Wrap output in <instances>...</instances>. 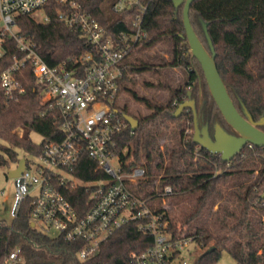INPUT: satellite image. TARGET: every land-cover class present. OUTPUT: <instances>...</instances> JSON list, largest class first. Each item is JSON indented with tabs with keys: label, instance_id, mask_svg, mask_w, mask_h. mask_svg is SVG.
<instances>
[{
	"label": "trees",
	"instance_id": "trees-1",
	"mask_svg": "<svg viewBox=\"0 0 264 264\" xmlns=\"http://www.w3.org/2000/svg\"><path fill=\"white\" fill-rule=\"evenodd\" d=\"M68 1L98 19L113 37L136 29L133 21L139 13L137 4L116 10L117 0ZM140 2L146 6L141 25L147 36L131 49L120 92L140 101L147 110H133L128 100L120 102L118 98L114 102L122 115L130 114L139 122L133 133L128 125L117 138L119 150L126 149L122 157L128 167L140 164L146 168L149 178L139 188L145 197L158 198L160 202L170 199L173 212L155 201L153 206L168 219V231L173 236H190L203 249L193 264H215L223 251L233 256L235 264H264V146L247 144L233 158L224 160L221 154L194 140V132L187 131L189 126L195 129L193 110L187 107L175 115L185 100L194 101L196 113L202 115L209 133L214 132L216 124L228 132L236 131L221 113L201 63L191 52L183 22L184 3L176 6L174 0ZM64 7L59 0H49L45 7L50 17L47 22L37 21L30 14L17 18L21 32L37 42L51 65L86 46L81 33L58 17ZM189 15L196 33L211 52L204 27L207 24L218 70L235 106L264 130V0H193ZM14 52L13 48L9 50L0 63V72ZM177 67L183 78L172 84L171 71ZM144 72L158 75V87L169 89V94H140L133 87L136 82L132 74ZM19 77L25 92L13 98H6L0 84V165L17 164L21 158L18 149L39 155L46 141L63 137L59 105L54 99H42L41 86L30 67L22 68ZM144 82L154 85L147 78ZM32 131L42 135L41 142L31 138ZM167 139L169 142L161 143ZM73 172L85 181L106 176L87 154ZM157 177L156 185L152 180ZM165 185L172 188L168 194L164 193ZM62 190L81 214L89 206L90 190L84 185L74 189L65 186ZM30 208L27 199L11 223L0 220V264L17 246L22 247L26 264H133L131 253L141 252L153 243V236L139 228V221L130 220L103 240L95 255L78 261L67 249L75 251L79 246L32 226ZM210 246L214 249L206 252ZM66 254L69 256L64 258Z\"/></svg>",
	"mask_w": 264,
	"mask_h": 264
},
{
	"label": "built area",
	"instance_id": "built-area-1",
	"mask_svg": "<svg viewBox=\"0 0 264 264\" xmlns=\"http://www.w3.org/2000/svg\"><path fill=\"white\" fill-rule=\"evenodd\" d=\"M59 1L65 7L58 17L81 33L86 46L51 65L40 53L37 42L25 36L17 23L19 15L33 16L42 10V19L33 18L49 21L45 11L49 0H0V63L9 50H15L0 72L4 95L9 99L25 92L19 71L30 67L41 86L42 99H54L59 105L63 132L60 140L46 141L41 154L25 157L24 170L15 177V214L29 199L34 227L43 232L56 229L58 240L79 246L75 251L67 249L78 261L95 255L103 240L121 225L138 220L139 228L153 236V243L141 252L131 253L133 264H193V248H197L194 240L190 236L175 237L168 231V219L156 211L152 198L139 190L147 177L146 168L140 164L128 167L122 157L126 149L118 148L117 138L128 125L131 133L135 129L114 102L121 95L120 81L131 49L147 36L141 25L146 6L140 0H117L114 9L137 4L139 13L133 21L134 31L113 37L75 2ZM84 154L95 160L105 177L85 181L74 174L73 169ZM79 185L90 190L89 206L82 214L62 190ZM171 191V186H164L165 194ZM3 264H26L22 247L8 252Z\"/></svg>",
	"mask_w": 264,
	"mask_h": 264
},
{
	"label": "water",
	"instance_id": "water-1",
	"mask_svg": "<svg viewBox=\"0 0 264 264\" xmlns=\"http://www.w3.org/2000/svg\"><path fill=\"white\" fill-rule=\"evenodd\" d=\"M192 2L193 0H174L176 6L184 3L183 22L191 52L201 63L210 91L221 113L236 132H228L220 124H216L213 133L214 139H212L207 128L199 127L193 100L181 102L175 111V115L179 116L185 108L190 107L193 110L195 121L194 140L207 150L221 154L224 160H229L247 144L264 146V130L245 117L235 106L218 70L215 61L216 52L212 39L208 34L207 24L204 27L211 52L204 46L191 23L189 12ZM124 117L133 128L138 127L139 122L137 118L130 114H124ZM25 162V157H21L16 167L8 171V175L14 178L19 176L24 170ZM31 225L34 226V222ZM213 249L214 246H210L206 252ZM49 264H55V262Z\"/></svg>",
	"mask_w": 264,
	"mask_h": 264
},
{
	"label": "rangeland",
	"instance_id": "rangeland-1",
	"mask_svg": "<svg viewBox=\"0 0 264 264\" xmlns=\"http://www.w3.org/2000/svg\"><path fill=\"white\" fill-rule=\"evenodd\" d=\"M43 16H44L43 10L38 11V12L33 14V17H35L37 19H42ZM171 74L172 75H170L171 77L169 80L172 82V84L178 83L183 78L182 77L183 76L182 70L179 67L174 68L171 71ZM132 76L136 82L133 85V87L140 94H160V95H164V96H167V94H169V89H167L163 86L158 87L159 77H158V75H156L154 73H150V72H144L142 74L133 73ZM145 78L154 82V85H152V86L145 85L144 84ZM125 100L129 101V104L133 110L141 109L143 112L147 110L145 108V106L140 101H136L130 95L123 92L120 95L119 101L123 102ZM200 100H201L200 102H202L203 97H201ZM197 120H198L199 127L204 128V121H203L202 115L200 113L197 114ZM17 130H19V129H17ZM187 131L189 133L194 132L192 126H189ZM30 136L37 143L41 142V140H42V135H40L39 133H37L35 131H32L30 133ZM0 142H1V139H0ZM164 142H169V140L167 139V140L161 141V143H164ZM18 151H19L20 157H27V158L33 157V154H31L25 150L18 149ZM16 165L17 164H14V163H10L9 165H0V220L7 221L8 223H11L15 217L14 208H15V204H16V199H15L16 180L14 177H10L8 175V171L10 169L16 167ZM137 165H139V164H137ZM260 167H261V165L257 169H260ZM257 173H258V170H256L254 172L253 176H256ZM148 178H149V176L146 177V179L143 181V183H141V185L144 184V182H146ZM158 179H159V177L153 179L152 182L157 185L159 182ZM152 201H155L156 205L162 206V207L168 209V211H170V212H173V210H174V208L172 207V204H170V199L168 197L165 199H162L161 202L159 201L158 198H153ZM45 232H47L49 234V236H51V237H57L59 234L56 229H48L47 228V229H45ZM202 251H203V249L200 246H197V248H193V256L196 257ZM55 256H57V255H55ZM67 256H69V255H67V254L64 255V258ZM215 264H235V260H234L233 256L228 251H223L219 260Z\"/></svg>",
	"mask_w": 264,
	"mask_h": 264
},
{
	"label": "flooded vegetation",
	"instance_id": "flooded-vegetation-1",
	"mask_svg": "<svg viewBox=\"0 0 264 264\" xmlns=\"http://www.w3.org/2000/svg\"><path fill=\"white\" fill-rule=\"evenodd\" d=\"M188 110H189V109H188ZM194 131H195V129H194ZM213 133H214V132L209 133V135H210V137H211L212 139H214V138H213ZM232 133H235V132H232Z\"/></svg>",
	"mask_w": 264,
	"mask_h": 264
}]
</instances>
